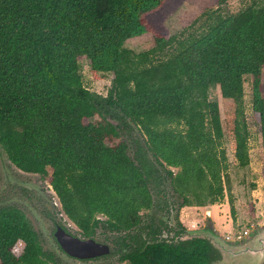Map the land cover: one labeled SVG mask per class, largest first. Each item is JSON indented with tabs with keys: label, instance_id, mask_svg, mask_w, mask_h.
<instances>
[{
	"label": "trees",
	"instance_id": "16d2710c",
	"mask_svg": "<svg viewBox=\"0 0 264 264\" xmlns=\"http://www.w3.org/2000/svg\"><path fill=\"white\" fill-rule=\"evenodd\" d=\"M227 1L167 37L153 32V45L135 52L124 41L151 30L145 16L165 0H0V150L17 169L46 176L83 235L98 226L120 234L124 264H208L218 256L204 239L159 240L153 222L141 220L149 215L138 213L213 204L228 191L211 87L235 105L233 158L244 167L242 83L250 76L264 149V0L232 13L223 11ZM79 56L92 74L111 73L105 95L83 87ZM228 204L232 217L230 196ZM0 264L65 263L42 248L21 210L2 205Z\"/></svg>",
	"mask_w": 264,
	"mask_h": 264
},
{
	"label": "rangeland",
	"instance_id": "374dc122",
	"mask_svg": "<svg viewBox=\"0 0 264 264\" xmlns=\"http://www.w3.org/2000/svg\"><path fill=\"white\" fill-rule=\"evenodd\" d=\"M250 1L228 0L223 6V11L226 13L236 12ZM215 6V0H165L161 7L145 16V20L151 30L126 39L123 45L135 52L146 50L153 45V32H158L167 37L188 25L203 10L212 9ZM77 64L83 87L90 92L105 95L110 86L111 73L97 72L92 74L88 60L83 56L77 57ZM260 80L264 82V68L261 70ZM242 85L243 113L249 133L247 140L248 164L244 167H239L233 158L234 143L230 124L235 105L231 99L220 96L217 86L211 87L208 97L217 103L223 131L221 146L224 149L227 160L225 177H227L228 191H224L223 198L213 204L182 206L179 209H174L170 216L172 222L174 221V215L184 227H195L202 225V216L208 211L220 235L231 239H234L237 233L248 230L252 225L254 226V224L264 221V149L260 143V126L251 113L250 108V76L246 75L243 77ZM170 169L176 170L174 168ZM16 188L19 190L28 188V191L40 193L46 199L48 206L51 205L59 213L58 200L47 183L46 176L26 173L17 169L0 150V206L12 205L21 210L38 234L40 244L44 250L52 252L55 256L57 255L66 264H120L113 257L91 261H75L60 253L53 239L47 234V227L39 217L37 210L23 197L17 196L13 192ZM229 196L234 210L232 217L229 211ZM175 200L178 201L180 198L174 199V202ZM180 210L181 214L183 212L187 213L185 219L190 220L189 222L186 220L184 222L181 218L182 216H179ZM57 217L73 233L79 234L78 230L71 225L62 213L58 214ZM21 246V242H18L16 253L20 251Z\"/></svg>",
	"mask_w": 264,
	"mask_h": 264
},
{
	"label": "water",
	"instance_id": "95a60500",
	"mask_svg": "<svg viewBox=\"0 0 264 264\" xmlns=\"http://www.w3.org/2000/svg\"><path fill=\"white\" fill-rule=\"evenodd\" d=\"M53 236L56 247L59 246L65 256L92 257L108 251L105 244L98 243L92 238L71 236L59 226L55 228ZM179 238L181 240L200 238L207 241L218 255L208 264H262L264 262V222L251 227L241 239H229L221 236L209 216H206L201 227L184 229Z\"/></svg>",
	"mask_w": 264,
	"mask_h": 264
},
{
	"label": "flooded vegetation",
	"instance_id": "af4514ba",
	"mask_svg": "<svg viewBox=\"0 0 264 264\" xmlns=\"http://www.w3.org/2000/svg\"><path fill=\"white\" fill-rule=\"evenodd\" d=\"M28 189V188H27ZM25 188L18 189L16 188L13 190V192L16 193L17 196L23 197L26 201L29 202V204L37 210V213L39 217L43 220L45 223V226L47 227V234L50 235V237L55 242L53 233L57 226L61 227L66 233H68L71 236L78 237V238H92L94 241L105 244L108 251L101 255H96L92 257H74V256H66L69 259L75 260V261H91L96 260L100 258H107V257H113L116 262L120 264H124L126 259L120 258V249L119 244L116 241V236L120 235L117 232L114 231H107V229H102L101 227H95L94 232L88 236L83 235V231L74 224L67 216L59 210V213L55 211V209L50 205L48 206L46 199L43 195L37 192L28 191ZM61 211V212H60ZM173 209L172 208H157V207H151L149 209H142L138 213L140 216H143L144 214L149 215L148 217H141V220H145L147 222L151 221L153 224L157 227L158 232L155 233V236L164 242H174V239H178L181 235L182 231L185 229V227L177 220V217L173 215L174 221L172 222L170 220V216L172 214ZM62 213V215L65 216V218L71 223V225L78 230L79 234H75L72 232L70 228H68L64 223H62V220L57 217V215ZM174 214V213H173ZM95 218H98L100 220H104L105 217L101 216L99 214L95 215ZM177 222L181 225V227L177 226ZM36 232V231H35ZM38 235V234H37ZM141 238L146 240V242H150L147 237H145L144 233H141ZM39 239V236H38ZM235 239V238H234ZM40 241V240H39ZM56 244V243H55ZM58 247V250L60 253H62L61 249ZM57 256V255H56ZM58 257V256H57ZM59 258V257H58ZM61 261L62 259L59 258ZM64 262V260L62 261ZM65 263V262H64ZM66 264V263H65ZM264 264V262L262 263Z\"/></svg>",
	"mask_w": 264,
	"mask_h": 264
},
{
	"label": "crops",
	"instance_id": "0c3cea01",
	"mask_svg": "<svg viewBox=\"0 0 264 264\" xmlns=\"http://www.w3.org/2000/svg\"><path fill=\"white\" fill-rule=\"evenodd\" d=\"M181 210H183V208H181ZM181 210H180V215L179 216H182L181 218L183 219V221L184 220H186L185 219V216L187 215V213H185V212H183L182 214H181ZM206 216H209V218H210V220H211V222H212V224L214 225V227H215V223L213 222V219H212V217H211V215H210V213L208 212V211H206V213H204V215L202 216V218H203V221H202V225H203V223H204V219H205V217ZM184 217V218H183ZM181 220V219H180ZM186 221H190V220H186ZM185 222V221H184ZM262 222H264V221H262ZM262 222H259V223H257V224H260V223H262ZM257 224H254V226L255 225H257ZM202 225H200V226H195V227H185V229H193V228H199V227H201ZM251 227H253V225L251 226ZM215 229L218 231V229L215 227ZM249 230V229H248ZM218 233H219V231H218ZM220 234V233H219ZM224 237V236H223ZM229 239H231V238H229Z\"/></svg>",
	"mask_w": 264,
	"mask_h": 264
},
{
	"label": "built area",
	"instance_id": "2783aa9c",
	"mask_svg": "<svg viewBox=\"0 0 264 264\" xmlns=\"http://www.w3.org/2000/svg\"><path fill=\"white\" fill-rule=\"evenodd\" d=\"M247 232H248V230H243V231L237 233V234L235 235V238H236V239H241V238H242Z\"/></svg>",
	"mask_w": 264,
	"mask_h": 264
}]
</instances>
